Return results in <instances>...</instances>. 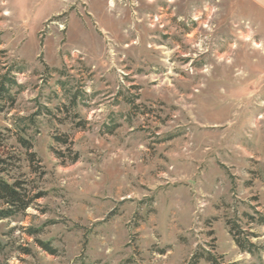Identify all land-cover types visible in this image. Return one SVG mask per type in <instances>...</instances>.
<instances>
[{
	"label": "rangeland",
	"instance_id": "374dc122",
	"mask_svg": "<svg viewBox=\"0 0 264 264\" xmlns=\"http://www.w3.org/2000/svg\"><path fill=\"white\" fill-rule=\"evenodd\" d=\"M6 72L0 264H264V0H0Z\"/></svg>",
	"mask_w": 264,
	"mask_h": 264
},
{
	"label": "trees",
	"instance_id": "16d2710c",
	"mask_svg": "<svg viewBox=\"0 0 264 264\" xmlns=\"http://www.w3.org/2000/svg\"><path fill=\"white\" fill-rule=\"evenodd\" d=\"M16 73L23 72L22 67L15 69ZM17 87L18 89L23 88L22 85L18 84L14 74H9L8 72L0 76V102L4 104L9 101L13 102L14 98L11 96L10 91L12 88ZM57 142L62 144L67 143V140L63 137H55ZM27 147V142L21 140ZM71 151V150H70ZM30 154L29 156H32ZM72 161L77 160V153L74 152V156L71 159ZM1 161V160H0ZM24 182L16 180L9 182L0 174V219H8L17 216L20 213H23L33 202L37 199V194H31L24 186ZM247 215V214H245ZM260 223H264V218L259 219ZM227 224L230 226V233L233 235L236 245L241 251H245L253 254L255 251V246L251 243L247 237L242 236V231L239 229V226L233 221H227ZM42 247L48 250L46 243L40 242ZM204 256L202 254H195L192 260V264H197L199 259H202ZM208 262L214 264V258L210 253H207V256L204 257Z\"/></svg>",
	"mask_w": 264,
	"mask_h": 264
}]
</instances>
